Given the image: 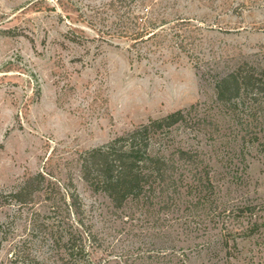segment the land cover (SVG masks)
<instances>
[{
	"label": "rangeland",
	"instance_id": "obj_1",
	"mask_svg": "<svg viewBox=\"0 0 264 264\" xmlns=\"http://www.w3.org/2000/svg\"><path fill=\"white\" fill-rule=\"evenodd\" d=\"M241 55L264 68V0H0V264H63L43 221L59 229L72 184L93 264H264V132L214 90L219 56ZM178 109L153 150L190 151L211 193L117 208L83 181V151ZM37 172L29 203H4Z\"/></svg>",
	"mask_w": 264,
	"mask_h": 264
},
{
	"label": "trees",
	"instance_id": "obj_2",
	"mask_svg": "<svg viewBox=\"0 0 264 264\" xmlns=\"http://www.w3.org/2000/svg\"><path fill=\"white\" fill-rule=\"evenodd\" d=\"M137 34L134 33L135 38L139 37ZM220 61L226 70L216 79L215 99L236 124L244 126L253 141H258L257 134L264 132V68L242 55L240 58L219 56ZM182 121H185V115L178 109L160 118L148 119L104 144L83 151L79 156L81 178L92 191L104 193L117 208L128 199H144L150 204L161 200L158 203L169 208L176 205L181 188L211 193L208 169L197 166L190 151L178 148L174 159L163 150H153L155 137ZM257 149L264 165V141L257 142ZM179 161L194 165L193 170H179L176 164ZM44 180L42 172L27 177L17 191L5 196L4 203L12 199L21 204L29 203L31 195L41 189ZM72 187L70 193L62 195L64 207L57 204L52 208L62 223L59 229L57 226L49 228L45 221L43 224L47 226L56 256L63 264H93L86 247L87 239L79 230L84 227L82 203L73 184ZM63 212L74 216L76 226L61 221L65 217ZM13 264L19 263L13 261Z\"/></svg>",
	"mask_w": 264,
	"mask_h": 264
}]
</instances>
